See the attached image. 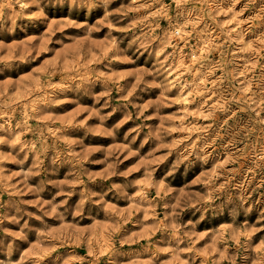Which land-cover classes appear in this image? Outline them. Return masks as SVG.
I'll return each mask as SVG.
<instances>
[{
    "label": "rangeland",
    "instance_id": "obj_1",
    "mask_svg": "<svg viewBox=\"0 0 264 264\" xmlns=\"http://www.w3.org/2000/svg\"><path fill=\"white\" fill-rule=\"evenodd\" d=\"M0 264H264V0H0Z\"/></svg>",
    "mask_w": 264,
    "mask_h": 264
}]
</instances>
